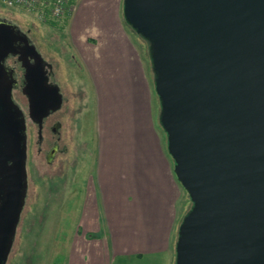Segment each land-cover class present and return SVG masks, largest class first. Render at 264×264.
<instances>
[{"label": "water", "instance_id": "1", "mask_svg": "<svg viewBox=\"0 0 264 264\" xmlns=\"http://www.w3.org/2000/svg\"><path fill=\"white\" fill-rule=\"evenodd\" d=\"M122 16L149 43L158 120L191 201L174 264H264V0H122ZM16 54L39 126L61 99L27 33L0 18V264L27 187L25 113L6 65Z\"/></svg>", "mask_w": 264, "mask_h": 264}, {"label": "rangeland", "instance_id": "2", "mask_svg": "<svg viewBox=\"0 0 264 264\" xmlns=\"http://www.w3.org/2000/svg\"><path fill=\"white\" fill-rule=\"evenodd\" d=\"M117 4V0H77L71 13L44 22L20 6L10 7L0 0V18L14 22L27 33L44 60L51 76L48 81L58 85L61 95L59 106L49 111L54 112L45 122L50 136L45 128L41 138V127L28 115L20 60L17 54L6 59V65L14 69L16 84L12 96L25 113L27 134L26 194L6 264H67L72 235L78 228L81 211H86L82 206L93 198L98 185V154L104 141L99 133L105 121L102 113L121 116L120 100L125 97L123 91L119 95L115 89L110 90L91 66L90 59L104 52L105 31L126 36L136 48L140 57L136 68L144 80L150 108L148 126L162 138L167 151L166 133L158 120L160 103L154 89L149 43L125 24L122 0L118 7ZM57 121V134H53L50 128ZM116 160L115 170L121 172L124 161ZM118 183L123 184L119 180ZM181 193L178 213L180 205H185L184 211L191 206L186 191ZM173 239L176 241L172 235V243ZM168 255L120 258L113 264H174L173 256Z\"/></svg>", "mask_w": 264, "mask_h": 264}, {"label": "crops", "instance_id": "3", "mask_svg": "<svg viewBox=\"0 0 264 264\" xmlns=\"http://www.w3.org/2000/svg\"><path fill=\"white\" fill-rule=\"evenodd\" d=\"M105 34L104 52L90 59L91 66L110 90L119 95L123 91L125 97L120 100L121 116L101 111L105 121L99 132L104 141L98 154V185L82 206L86 211H81L72 235L67 264H113L120 258L168 253L172 261V235L185 210V205L176 210L183 189L162 138L148 126L150 108L136 68V48L126 36ZM116 158L124 161L121 172L115 170Z\"/></svg>", "mask_w": 264, "mask_h": 264}, {"label": "built area", "instance_id": "4", "mask_svg": "<svg viewBox=\"0 0 264 264\" xmlns=\"http://www.w3.org/2000/svg\"><path fill=\"white\" fill-rule=\"evenodd\" d=\"M7 6H20L40 21H51L73 11L77 0H1Z\"/></svg>", "mask_w": 264, "mask_h": 264}, {"label": "flooded vegetation", "instance_id": "5", "mask_svg": "<svg viewBox=\"0 0 264 264\" xmlns=\"http://www.w3.org/2000/svg\"><path fill=\"white\" fill-rule=\"evenodd\" d=\"M21 43V42H20ZM30 60L32 61V58H30ZM49 77H51L50 76V74H49ZM54 111H51V112H49L48 114H46L43 118H42V122H41V129H40V132H41V135H40V137L42 138L43 136H44V134H43V136H42V132H43V130L42 129H45L47 126L45 125V122H46V120L48 119V117L53 113ZM34 123V122H33ZM57 123H59L58 121L57 122H55L52 126H51V128H50V131L53 133V134H57V131H56V128H55V125L57 124ZM35 124V123H34ZM36 125H38V124H36ZM38 127V126H37ZM45 130H47L48 131V133H49V130L46 128ZM44 130V131H45ZM56 132V133H55ZM49 136H50V133H49ZM49 136H47V138L49 137ZM50 138V137H49ZM44 139V138H43ZM56 144V141H53V146ZM6 263H7V260H6ZM5 263V264H6Z\"/></svg>", "mask_w": 264, "mask_h": 264}, {"label": "trees", "instance_id": "6", "mask_svg": "<svg viewBox=\"0 0 264 264\" xmlns=\"http://www.w3.org/2000/svg\"><path fill=\"white\" fill-rule=\"evenodd\" d=\"M138 36H139V35H138ZM140 37H141V36H140ZM141 38H142V37H141ZM143 40H145V39H143ZM147 42H148V41H147ZM185 212H186V211H184L183 214H184ZM182 216H183V215H182ZM182 216H181V218H182ZM181 218H179V220H178L179 222H180ZM175 237H176V236H175ZM175 237H174V238H175ZM174 241H175V239H174Z\"/></svg>", "mask_w": 264, "mask_h": 264}]
</instances>
